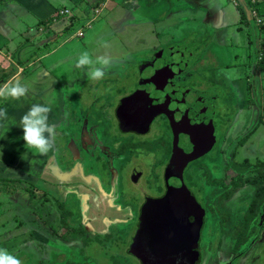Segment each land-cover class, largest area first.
<instances>
[{
  "label": "rangeland",
  "instance_id": "obj_1",
  "mask_svg": "<svg viewBox=\"0 0 264 264\" xmlns=\"http://www.w3.org/2000/svg\"><path fill=\"white\" fill-rule=\"evenodd\" d=\"M12 1L7 2L0 9V17L3 19L0 23V33H4L6 37L10 38L12 40L10 45L14 47L15 42L16 45L18 44L16 40H19L23 35H20V32L28 26L24 23H30L33 16L29 12L21 14L17 0ZM51 1L57 9L55 13H61L62 9L69 8L74 13L72 16H75L73 17L75 20L72 21L73 24H68L70 30L62 33L60 39L55 41L57 44L51 43L52 40H49V46H44V43L39 44L37 48L39 51L35 56V59L37 58L35 63H38L43 52H52L49 57H45L42 64L49 70L48 74L53 77L52 86L50 84L53 87V92L45 101V104L52 109L49 114L52 147L46 156L33 155V159L38 161L37 165H33L34 201L40 200L44 203L49 201L43 210L53 209V213L57 215L62 213L60 206H63L71 213L67 224L71 227H83L87 230V236L92 240L84 245L85 236H77L75 232L70 233L69 238L66 239L68 242L56 238V236L49 238V236H45V233L44 236L40 235L39 231L42 232L45 225L39 217H34L37 212L34 204L33 246L42 255V257L40 256V259L43 260L41 264H116L114 259L118 264H132L130 260L134 261V259H131L130 250L127 247L135 235L131 236L130 234L134 229L136 230V227L124 222H127L126 218L130 216V211L133 208L118 212V209L114 210L110 204V198L115 196L116 191L120 194L123 190L124 197L122 199L129 201L131 195L136 193L139 187V193L142 195L146 191L150 193L151 190H157V187L151 186V183L148 184L144 179L138 185H133V181L127 177L129 170L127 171L125 167L121 169V172L119 170L122 165L121 158L118 155L113 154V157L110 154V152H116V149L110 148L107 152V148H103L102 143H98L99 139H97V143H92V140L86 137V133L92 134V138L95 139L94 129L100 130L95 121L96 116L100 117L102 114L105 115L106 120L110 118L106 115V111L116 101L112 97L119 96L123 91L134 86L135 76L139 74L140 68V64L137 62L149 57L150 53L147 55V51L153 47L158 49L164 45L168 47L178 45L182 49L180 52H186V55L188 51L191 52L192 63L198 62V69L201 72V74H197L198 79L206 80L205 82L211 86L205 95H201L209 97L205 104L202 103L203 107L208 108L212 115L207 127L212 131L217 127V131H220L224 123L228 137L227 150L224 152L226 156H220V153L212 146L209 155L203 156L205 161L201 163L202 166L194 165L187 172L196 174L199 179L202 178V184H205L204 172L206 168L209 174L212 170L215 180L223 177L221 169L225 168H229V173L245 174L244 180L246 177L249 179L257 177L254 170L256 169L257 172L264 170V113L261 117L262 110L259 108L244 106V79L249 78L251 81L252 78L253 80L254 68L259 64L264 65V61L259 60L260 54L255 47L259 40L255 37V29L251 23L252 19H255L252 14V5L245 0H239L238 9L240 12L242 11V24L236 25L231 21V25L221 31L219 26H214L211 30L207 29L209 22H206L205 25L202 24L205 28L202 27L199 30L201 37L196 39L194 35H191V32L192 29L196 30L198 22L195 26H185L183 36L179 38L181 25L173 29L154 24L155 19H166V14L159 16L163 10L158 9L160 12L157 11L158 16L148 15L152 23L149 25L141 13L139 0H134L139 5L137 9L130 4L126 7L113 6L101 12L99 16L100 9L90 10V20L84 23V26L76 18L80 16H78V9L75 5L80 0ZM229 1L225 0L226 4ZM193 3L194 1L190 0L183 9H178V4L174 7L169 6L171 14L176 15L177 11L181 14L191 12ZM156 5H158L157 2H155ZM208 17L210 15H207V21H210ZM255 21L257 23L256 19ZM245 23L249 25L247 26ZM78 24L82 27H79ZM79 29L83 32L81 37L76 36ZM158 29L164 31L158 32ZM49 32V38H51L54 34L52 30ZM110 39L111 41L108 42L112 45L109 48H100L97 53L94 52V46ZM122 42L131 46L125 45L122 49L120 47ZM85 51L92 56L93 60L105 54L110 57L111 63L104 68L106 75L102 80H91L86 75V69L75 67L76 58ZM211 59L216 61L211 63ZM245 60L247 64L244 65L241 62ZM227 63L232 64L233 67L235 65L234 70L227 68ZM223 81L228 84V87L231 84L233 94L224 92V88L219 94L217 85ZM43 99L44 95L40 93L38 98L40 104ZM98 109H101L100 115L97 114ZM162 129V127H157L149 137H154ZM101 140L110 147L112 146L108 137H102ZM84 143L87 146L94 145L95 150L88 149ZM161 157L159 153H149L146 157L136 158L143 159L148 163L158 162L159 177L153 176L154 179L150 181L153 182L157 179L159 185L158 183L156 185L158 186L161 185L164 166L168 162L165 158L160 160ZM201 167H204V170L200 169ZM143 168H147L149 177L150 167L148 165L146 167L145 164ZM109 173L111 177H109ZM112 175L118 179L117 183ZM10 181L15 187L18 184L15 180L10 179ZM113 182L116 187L112 184ZM119 184L121 185L118 187ZM245 184L243 187L233 188L228 199H222L220 196L225 191L223 187H198L196 178L191 181L193 187L190 189L195 197L200 201L203 196L206 201V212L202 210L200 214L204 216L208 213L200 243V261L197 264H264V231H259L263 223L260 220L263 217L260 219V214L257 213L254 220L247 223V215L258 187ZM40 197L42 198L40 199ZM7 199L8 196L1 194L0 202L4 206V208L0 207V234L2 235L5 230L17 227L14 223L5 225L4 221L8 220L11 215L8 214L9 211H6L8 217H3L2 214L11 206H14L12 207L14 210L18 202L15 200L12 205L8 206ZM120 200L114 199L113 203L120 202ZM31 211L30 209L28 214ZM134 214L136 213L133 212ZM27 215L24 214L19 219L29 220ZM37 218L39 219L36 220ZM131 219L130 222H132ZM259 225L261 226L259 227ZM4 226L5 229H3ZM46 229L47 227H45ZM96 233L122 237L123 240L120 243L114 239L106 242L104 238H96L97 235H100ZM239 240L241 243L238 242ZM235 250L238 251L235 252ZM20 252L23 253V258H26L24 256L30 257V259H20L22 264H39L32 249L27 250L24 247ZM8 253L19 258V254L15 250L8 251ZM119 256L123 257L119 258Z\"/></svg>",
  "mask_w": 264,
  "mask_h": 264
},
{
  "label": "crops",
  "instance_id": "obj_2",
  "mask_svg": "<svg viewBox=\"0 0 264 264\" xmlns=\"http://www.w3.org/2000/svg\"><path fill=\"white\" fill-rule=\"evenodd\" d=\"M0 1V9H2L7 2L12 0ZM104 1L105 2L101 5V7L98 8V10L100 9L98 16L101 12H104L107 10V8H112L113 6L126 7L128 4H130V6L136 9L139 6L134 0ZM189 1L190 0H139L141 4V13H143V16H145V19L149 25L152 23L148 15L158 16V9L163 10L161 13L158 11L160 13L159 16H161V14H166V19H155L154 24L160 25L163 28L172 27L173 29H176L181 25L182 29L179 28V33H181L179 38H182L185 26H195L197 22L199 25L196 30L191 28V35H194L196 39L201 37L199 35V30L203 27L202 24L205 25L206 22H209V27L207 29L211 30L212 27L219 26L221 31L226 29L227 26H230L231 21L236 25L243 23L241 17L242 11L240 12L238 9L240 5L239 0L238 3L236 0H230L227 4L225 0H193L194 3L192 5L191 12L181 14L177 11L175 12L176 15L171 14V8L169 6L174 7L176 4H178V9H183L185 4ZM245 1L252 5V11L254 9L257 10L258 16L263 21L261 25H258L255 19H252L251 21L252 25L254 26L253 29H255V37H257L259 40L258 43L256 42L255 47L260 54L259 60H262L264 58V0H255L254 4L249 0ZM80 2L83 3L80 5ZM95 2V0H80L76 2L77 4L75 7L78 9V16H80L76 18L78 21H80L82 26H84V23L90 20L89 12L90 10H93V4H95ZM155 2H157L158 5L155 6ZM17 3L21 14L29 12L30 15L33 16V19L30 21V23H24L29 27H25L20 32V35H23L20 36L19 40H16L18 41L17 45L16 42L15 44L13 42L15 45L14 47L13 45H10V41L12 40L6 37L4 33H0V86L19 81L29 88V92L25 98H21L20 100L0 98V109L5 110L8 117L7 121H5L7 127L0 128V147H2V154H0V196L1 194L8 196V206L12 205L15 200H18L14 210H12V207L14 206H11V208L5 210V212L2 214L3 217L7 216L8 214L11 215L9 217L7 216L8 220L4 221L5 225L14 223L17 225V227H14L12 230H5L4 235L0 234V249H6L7 251L15 250L19 254V259L22 260L23 253L20 251L24 247L27 250L30 248L33 250L35 258L37 257L36 259L39 260V264H41L43 260L40 259V256L42 257V255L39 254L37 248L33 246V166L29 161H26L22 158L27 149L24 146L25 142L23 140V130L19 126H16V124H18L20 117L25 112H27L33 104H40L38 100L40 93L44 95L42 104H45V101L48 100L49 95L53 92V87H51L53 77L48 74L49 70H47L42 64V61L45 59V57H49L52 52H43L42 56L40 57V62L35 63L37 59H35V56L39 51V49H37L38 45L44 43V46H49V40H52L51 43L57 44L55 41L60 39V35L66 31V29L69 27V23L73 24L71 19L75 16H72L73 12H71V9L64 8L70 11V15L68 17L61 16L57 18L56 13L58 12L55 13L57 9L51 0H17ZM160 6L162 8H159ZM207 15H210V17H208V20L210 21H207ZM2 20L3 19L0 17V23H2ZM45 21L46 24H43ZM79 25L80 24H78V26ZM245 25L248 26L249 24L245 23ZM49 30H52L54 34L51 36V38H49ZM148 31L150 32L151 28L148 29ZM163 31L164 30L158 29V32ZM108 41H111V39L99 44L98 46H94V52L97 53L100 48H105L103 46L104 44H107V48H109L112 43ZM125 45L127 47L131 46L122 42L120 47L123 49ZM212 61L216 60L211 59V63ZM241 63H244L245 65V63L247 64V61L245 60ZM226 67L230 69L232 68L234 70L235 65L233 67L232 64L227 63ZM261 67L262 66L259 64L254 68L252 72L254 75L253 80L252 78L251 81H249V78L244 79V106L247 107L253 104L255 108L262 110V115L260 114V116L263 117L264 70H262ZM229 85L231 86V84ZM31 159H33V154L29 153V160ZM10 179L18 182L16 187L12 184ZM1 203L2 202H0V207L4 208L3 204ZM60 207L63 208V206ZM30 209L32 211L30 214H28ZM6 211H9L8 214ZM52 212L53 209H51L50 213ZM24 214H28L27 217L29 220H26L25 218L23 220L19 219ZM43 223L45 225L43 227L44 230H42V232L39 231V234L44 236L45 233V236L48 237V232L51 231L49 218L45 217ZM45 227H47L48 231L47 229L45 230ZM3 229H5V226ZM24 257L26 258L23 259H30L28 256Z\"/></svg>",
  "mask_w": 264,
  "mask_h": 264
},
{
  "label": "flooded vegetation",
  "instance_id": "obj_3",
  "mask_svg": "<svg viewBox=\"0 0 264 264\" xmlns=\"http://www.w3.org/2000/svg\"><path fill=\"white\" fill-rule=\"evenodd\" d=\"M171 50L174 51L172 52ZM180 50L182 49H180V46L178 45H173L172 47L164 45L163 47H160L158 49H156V47H153L149 51H147V55L148 53H150L149 57L146 59H141V61L137 62L140 64V68L143 64L145 66L147 65L146 71L140 74L139 68V74L137 76L134 75L136 82L134 86L126 90L125 92L123 91L119 96L114 95L112 97V99H116V101L114 102V105H111V107L106 111V115L110 116L108 120L105 119V115H100L101 109L97 110V114H99L100 117L96 116L95 121L97 126L100 127V130L97 131L93 128L95 130V139L92 138V134L86 133V137L91 139L92 143H97L96 141L97 139H99L98 143H102L103 148H107V152H109L110 148L116 149V152H110V154L113 157L114 155H118L121 158L122 165L119 170L121 172V169L124 167L127 168V171L129 170L127 177L129 178V180L133 181V185H138V183L142 179H144L148 184L151 183V186L157 187V190H151L152 193L146 191L143 195L139 193V187V189H137V192H134L133 195H131L129 201L122 199L124 197V194L122 193L124 192L123 190H121L120 194H118L117 191L115 194V191H113V194H115V196L112 199L110 198V204L112 205L114 210L118 209L117 211L119 212L120 210L125 211L127 209L130 210L131 208H133L131 211L136 213L133 215V212L130 211V216L126 218L127 222H124L125 224H131L136 227V230L134 229L130 234L131 236L134 234L136 236L134 235V237L131 239V244H129L130 247H127L128 250H130L129 254L131 259H134V261L130 260V263L132 264H141V258H143L144 254L146 253L143 244L141 245V242H143L148 237L150 226L146 225L140 232H138L140 230L141 220H145V218H147L151 213L154 212V206L157 204V200H163L164 198H166L167 189L164 177L166 167L168 166L172 156L173 143L175 138L179 140L184 139L185 141H183L182 147L185 148L188 153H190V160L187 168L184 171L183 181L185 187L189 189L197 204H199L201 207L192 214L194 221L192 222V226L189 229L191 235L180 244L181 247L179 248L177 258L179 254L181 256V252L183 250L184 253L181 260L180 258L177 260V264H197L200 261L198 254L200 255L202 233L205 228L206 218L208 216V213H206L204 216L200 214L202 210L206 212V201L204 200L203 196L202 200L200 201L195 197L190 189V187H193L191 186V181L196 178V184L198 185V187H223L225 191L220 196V198L222 199H228L234 190L233 188L236 187L229 184V177L236 176V173H229V168L221 169L223 170L224 175L218 180H215L213 178L212 170L211 174H209V171L206 168V171H203L205 184L201 183L202 178L199 179L196 174L187 172L189 168H192L194 165H201V163L205 161L203 159V156L209 155V151L212 146L216 148V151L220 153V156H226L224 152L227 150L226 142L228 137L227 130L224 128V123L220 131H217V127L216 129H214V131H212L211 128L207 127L208 122L212 118V115L210 114V111L207 107V109L203 107L202 103L205 104L209 97H204L201 95H205L206 91H209L211 86H209V83L205 82L206 80L198 79L197 74L199 75L201 74V72H199L200 70L198 69V62H191V60L193 59L191 57V52L188 51L186 55V52L182 53L180 52ZM160 53L162 54L160 55ZM162 77H164V79H160ZM167 78H169L170 80H168ZM207 79L212 80L210 78ZM170 83H173L178 91L179 88L183 89L182 93L180 94V99L182 100V97L185 96L184 98L186 101L184 102L182 110H180L179 114L170 113L167 115L164 114L157 116L148 125L146 122L147 120H145L147 119V115L142 114L143 126H138L136 123H133V125H129L128 127L120 121L117 115V111L122 106L123 100L136 92L139 85L141 86V88L151 87L156 90L158 89L159 92H165V84L170 85ZM219 83L220 84L217 85V91L219 92V94L222 88L225 89L224 92L233 94L232 87L230 85L228 87V84L225 81ZM249 106H247V108H249ZM251 106L255 107L253 104H251ZM125 108L127 110L130 109L131 111V108L128 109V106H126ZM157 127H162V131L154 137L150 138L149 136H151V134ZM102 137H108L112 143V146L110 147L106 142L102 141ZM85 145L87 146V144ZM87 148L95 150L94 145L87 146ZM149 153H159L160 157L162 156L160 160H163V158H165L168 161L166 166H164V172L160 182V186H158L159 182L157 181V179L153 182H150L152 179H154L153 176L159 177V165L156 159H154V161H156L155 163H148L143 159H136L146 157V155ZM145 164L146 167L147 165L150 167L149 171H151L152 175L150 174L149 177V172L148 170H146L147 168H143ZM204 167H201L200 169L203 168L204 170ZM109 175V177H111L110 173ZM114 179L115 183H117L118 179L116 178V176L114 177ZM156 183H158V185H156ZM112 184H114V182ZM120 185L121 184H119L118 187ZM114 186L116 187L115 184ZM253 186H257L259 188L263 185L255 184ZM229 187L232 188L230 189ZM228 190H231L230 195L227 193ZM204 197L206 198V196ZM114 199L121 200L120 202L113 203ZM262 215H264V203L263 212L262 214H260V219L262 218ZM130 219L132 222H130ZM262 220L263 219H261L260 221ZM38 222L40 223V221ZM260 226L261 225H259V227ZM85 232L86 236L84 238V245L89 239H91L87 236V230ZM96 234H100L99 236L104 238L106 242L114 239L118 240V242L120 243L123 240L122 237L118 236L112 237L111 235L107 236L103 235L102 233ZM137 234L140 235L138 236L139 238L137 237ZM198 235L199 239L197 242ZM49 238H54V235L49 234ZM195 239L196 243H194ZM65 242H68V240H66ZM120 257L123 256H119V258ZM114 261L117 262L116 259H114Z\"/></svg>",
  "mask_w": 264,
  "mask_h": 264
},
{
  "label": "water",
  "instance_id": "obj_4",
  "mask_svg": "<svg viewBox=\"0 0 264 264\" xmlns=\"http://www.w3.org/2000/svg\"><path fill=\"white\" fill-rule=\"evenodd\" d=\"M146 69L147 65L143 64L140 68V74ZM160 79H164V77ZM165 86V92H159L158 89L141 88L139 85L136 92L123 100L122 106L117 111L120 121L128 127L133 123L141 126L143 124L142 114L147 115V119H145L147 125L157 116L170 113L179 114L186 101L185 96L182 97V100L180 99L183 89L179 88L178 91L173 83L165 84ZM126 106L128 109L131 108V111L130 109L127 110ZM183 141L185 140L174 139L172 156L166 167L164 177L167 189L166 198L157 200L154 212L145 220H141L138 232L146 225L150 226L148 237L141 242L146 251L144 257L141 258V264H177V260L179 258L181 260L184 253L183 250L181 256L179 254L177 258L180 244L191 235L189 229L194 221L192 214L201 208L184 185L183 175L189 164L190 153L182 147ZM138 236L140 235L137 234ZM198 239L199 235L197 242ZM194 243H196V239Z\"/></svg>",
  "mask_w": 264,
  "mask_h": 264
},
{
  "label": "clouds",
  "instance_id": "obj_5",
  "mask_svg": "<svg viewBox=\"0 0 264 264\" xmlns=\"http://www.w3.org/2000/svg\"><path fill=\"white\" fill-rule=\"evenodd\" d=\"M103 46L108 47L107 44ZM110 63L111 60L107 54L98 56L93 60L92 56L85 51L76 58L75 67L86 69V75L89 79L99 81L105 77L104 68L109 66ZM28 92L29 88L19 81L0 86V98L2 99L20 100L25 98ZM51 111V107L46 104H33L16 124L23 130L24 146L27 149L22 158L29 161L32 166L37 165L38 161L35 159L29 160V153L46 156L51 150L50 135L52 129L49 124ZM7 119L6 111L0 109V128L7 127L5 124ZM0 154H2V147H0ZM0 264H22V261L18 257L9 254L6 249H0Z\"/></svg>",
  "mask_w": 264,
  "mask_h": 264
},
{
  "label": "trees",
  "instance_id": "obj_6",
  "mask_svg": "<svg viewBox=\"0 0 264 264\" xmlns=\"http://www.w3.org/2000/svg\"><path fill=\"white\" fill-rule=\"evenodd\" d=\"M104 2H105L104 0H96L95 5L93 7V11L98 10L97 8H100ZM94 8H96V9H94ZM65 10H67V9L61 10L62 11L61 13L60 12L56 13L57 14L56 17L59 18V17H61V15H64L63 11H65ZM69 13H70V11H69ZM69 13L65 14L64 16L68 17ZM74 20H75V18L71 19V21H74ZM43 24H46V21ZM69 30H70V28H67L65 32H68ZM261 61H264V58ZM261 69L264 70V65L261 67ZM249 107H253V106L250 105ZM254 171L257 173V177L251 178V179L246 177V179L244 180L243 176L245 174L241 175L240 173L236 174V176L229 177V184L236 186L235 188H239L240 186H243L245 183L253 184V185H255V184L256 185L257 184L263 185L255 191V197H254L252 205L250 206V209H249L250 211L247 215L248 216L247 223L249 221L253 220L256 217L257 213L262 214V212H263L264 170L257 172V170L255 169ZM34 190H35V187H33V206L35 204V209L37 210L36 217H39L41 219V221L42 220L44 221L45 217L49 218V225H50V228L52 229L51 231H49L50 233L48 232L50 235L53 234L54 236H56V238H61L64 241H66V239L69 238L70 233H73V232H75L77 236H80V235L86 236V232H85L86 229H84L83 227H71L70 225L67 224V220L71 215V213L69 211L62 208V213L59 215H57L56 213L54 214L53 212L50 213L51 209L44 211L43 208H45L47 206V203L49 201H47V203H44L43 201L40 202V200L35 202L34 201L35 200V191ZM227 193L230 195L231 190H228ZM41 198L42 197H40V199ZM44 201H46V199H44ZM253 211H254V213H253ZM34 217H35V215H34ZM262 217H263V220H262L263 223H262L261 228H259V231H261V230L264 231V215H262ZM36 220H38V219H36ZM61 230H63L64 232H62ZM98 237H101V236H99V235L96 236V238H98ZM91 240L92 239H89L87 242H89ZM238 242L241 243V240H239ZM237 251L238 250H235V252H237ZM116 264H118V263L116 262Z\"/></svg>",
  "mask_w": 264,
  "mask_h": 264
},
{
  "label": "built area",
  "instance_id": "obj_7",
  "mask_svg": "<svg viewBox=\"0 0 264 264\" xmlns=\"http://www.w3.org/2000/svg\"><path fill=\"white\" fill-rule=\"evenodd\" d=\"M251 3H255V0H249ZM236 2L238 3L239 1L238 0H236ZM235 2V3H236ZM63 12H66V13H69V11L68 10H65V11H63ZM252 14H253V17L257 20V23L258 24H262L263 23V21H262V19L258 16V13H257V10H253L252 11ZM76 36L77 37H81V36H83V32H82V30H79L78 31V33H76Z\"/></svg>",
  "mask_w": 264,
  "mask_h": 264
}]
</instances>
